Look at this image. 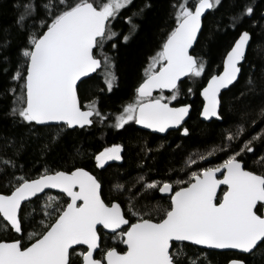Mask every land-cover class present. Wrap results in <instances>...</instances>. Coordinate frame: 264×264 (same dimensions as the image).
Here are the masks:
<instances>
[{
	"label": "snow or ice",
	"instance_id": "snow-or-ice-1",
	"mask_svg": "<svg viewBox=\"0 0 264 264\" xmlns=\"http://www.w3.org/2000/svg\"><path fill=\"white\" fill-rule=\"evenodd\" d=\"M222 3H172L175 26L148 58L133 100L109 122L110 114L101 111L99 99L82 106L79 92L88 83L85 78L98 69L108 93L118 86L119 49L129 46L138 35L153 5L148 0L139 7L135 0H13L15 18L7 36L0 39V72L11 73L12 82L4 93L12 97L7 115L31 134H38L37 126L55 128L50 143L58 141L67 129L88 131L94 125L117 131L139 125L154 133L182 129V135L188 136L189 129L183 125L192 105L172 106V102L184 92L183 78L196 82L205 75L208 61L191 50L198 43L206 11L215 12ZM254 14V0H246L225 28L237 31L245 18ZM118 21L127 25L126 32L116 30ZM260 29L264 32V25ZM13 33L21 37L15 62L10 52ZM251 40L249 31H239L223 58L222 71L210 74L200 89L199 115L204 120L223 119L222 90L231 91L230 86L238 81ZM247 85L248 92L257 91L251 75ZM165 91L170 95H164ZM186 94L195 96L196 92L188 87ZM246 94L241 92L235 99ZM260 116L264 117V108ZM244 132L245 127L238 126L235 133H227V144L199 157L203 161L216 151L232 149L223 163L192 170L187 179L141 175L136 180L139 188L114 184L112 191L125 198L127 211L119 199L105 202L101 179L83 167L68 171L44 167L30 178L14 158L26 141L5 138V148L13 150V157L0 158V176L10 187L8 194L0 193V224L6 229L10 226L18 236L0 241V264H72L74 254L79 255L81 264H202L200 257H193L190 246L234 250L229 264H246L245 256L264 257V214H259L264 209V173L247 170L244 160L247 153L254 152V141L264 143V133L242 141L237 150L234 143ZM123 151L122 144L103 147L93 154L95 167L105 169L110 162L122 161ZM256 162L264 167V156ZM197 163L190 157L186 168ZM222 185L225 187L218 195ZM46 189L58 190L64 198L49 195ZM26 225L33 230L25 237ZM104 230L125 250L102 247ZM77 246L85 247L77 252ZM207 255L203 254L204 260Z\"/></svg>",
	"mask_w": 264,
	"mask_h": 264
},
{
	"label": "trees",
	"instance_id": "trees-1",
	"mask_svg": "<svg viewBox=\"0 0 264 264\" xmlns=\"http://www.w3.org/2000/svg\"><path fill=\"white\" fill-rule=\"evenodd\" d=\"M136 6H142L146 0H135ZM153 7L147 10L145 21L141 31L130 42L129 46H121L119 54L116 56V73L119 77L118 86L113 88L111 93L106 91L103 78L99 75V70L94 76L87 79V85L79 92L81 105L98 98L99 108L102 112L110 114L109 122L114 121V116L118 114L122 107L131 102L135 95V88L142 80L143 68L148 62V58L159 50L167 33L175 26L172 17V3H179L181 0H148ZM246 0H223L222 6L215 12L210 11L203 20L202 32L198 37V43L194 46L193 54L202 56L208 61L205 75L200 80L193 82L188 78L182 83L184 92L172 105L191 104V112L183 127L189 129V135L183 136L179 131H170L166 136L160 137L138 130L134 125H126L128 131L109 127L94 125L88 131L66 130L55 143H50L55 134V128H43L37 126L38 134H31L25 126L14 123L13 119L7 115L12 97L4 94L5 90L11 86L10 75L0 72V158L13 157V150L5 148V138L19 143L21 139L26 141L25 147L14 158L18 164L24 166V171L30 178L43 171L44 167L52 170H71L74 166L83 167L94 175L98 176L103 184L102 198L105 202L119 199L122 206L127 211L124 197H118L112 186L116 183L125 184L127 187L136 188V180L139 176L145 175L148 179L184 178L192 170H199L200 167H212L223 163L231 154L228 151H216L214 155L201 161V155L207 153L222 144H227L225 139L227 133L237 131L238 126L243 125L245 132L239 140L234 143V148L238 150L242 147V141L251 139L253 136L264 133V117L260 116L261 108H264V32L260 25H264V0H254L255 14L251 18H245L243 24L237 31L225 28L229 22V17L238 12ZM13 0H0V39L7 36V30L13 24L15 13ZM192 0H190V6ZM255 21V25L253 24ZM219 26L220 30H217ZM118 31H127V25L118 21L115 25ZM247 30L252 35L249 48L246 53V61L242 68L238 81L231 86V91L222 93L223 95V119L204 123L199 120V112L202 102L199 98V91L204 86L210 74L219 73L222 61L238 37L239 31ZM21 43V37L13 33L12 48L15 62V49ZM111 52V49H106ZM251 75L257 84V91L248 92L247 79ZM192 87L196 92L195 96H188L186 90ZM105 89V91H101ZM241 92L247 94L240 99ZM112 144H122L123 160L117 164H109L105 169H97L93 154L102 150L103 147ZM45 145H50L45 149ZM147 149H150L148 151ZM79 150V154L77 152ZM260 156H264V143L254 141V152L247 153L244 157L246 169L255 171L257 174L264 173L262 167L256 161ZM197 160V165L186 168L189 158ZM239 159V157H238ZM0 167H3L0 164ZM223 191V190H222ZM220 192V194L222 193ZM10 187L6 178L0 176V193L8 194ZM52 196H64L48 193ZM43 203V200L40 201ZM155 203V201H151ZM166 203V202H165ZM31 210V206L25 209L24 214ZM261 214V213H259ZM134 221L135 218L129 217ZM1 219V218H0ZM4 224H6L4 222ZM31 227L26 225L24 233L27 236ZM17 236L12 233L9 226L6 229L0 224V241H11ZM104 243L102 247H117L123 251L122 244L114 242L110 235L102 234ZM30 242V241H26ZM83 248H77V252ZM189 251L193 257H200L202 264H227L234 258L233 253L203 251L194 246H190ZM207 253V259H203V254ZM101 253H96L99 258ZM246 264H264V257L245 256ZM72 264H81L79 255L72 256Z\"/></svg>",
	"mask_w": 264,
	"mask_h": 264
},
{
	"label": "water",
	"instance_id": "water-1",
	"mask_svg": "<svg viewBox=\"0 0 264 264\" xmlns=\"http://www.w3.org/2000/svg\"><path fill=\"white\" fill-rule=\"evenodd\" d=\"M210 11H211V10L206 11L204 17L202 18V21L204 20V18L206 17V15H207ZM194 46H195V45H194ZM193 49H194V48H193ZM229 50H230V49H229ZM191 51H193V50H191ZM225 56H226V54H225ZM225 56H224V57H225ZM222 67H223V65H222ZM222 67H221L220 72L222 71ZM99 70H100V69H98L97 72H98ZM97 72H96V73H97ZM96 73H92V74L90 75V77H87V78H85V79H89V78H91V77L94 76ZM186 79H187V77L183 78L182 83H183ZM206 82H207V80H206ZM206 82H205L204 86L206 85ZM230 87H231V86H230ZM226 91H228V90H222V93H224V92H226ZM199 92H200V91H199ZM156 93H158V92H154L153 95L156 94ZM164 94L168 95V94H170V93H168L167 91H165ZM199 98H200V100H201V102H202V97H201L200 95H199ZM172 106H174V105H172ZM178 106H180V105H178ZM201 107H202V106H201ZM200 110H201V109H200ZM190 112H191V111H190ZM199 113H200V112H199ZM188 118H189V117L186 118L185 123H186V121L188 120ZM199 120H200L201 122H204V123H209V122H211V121H218V122L221 121V120H216L215 118H212L211 120H207V121H206V120H204L200 115H199ZM185 123H184V125H185ZM184 125H183V126H184ZM134 126H135L138 130H141V131H144V132H147V133H150V134H154V135H157V136H160V137H164V136H166L167 133L170 132V131L178 130V129H169L167 133H154V132H152L151 130L141 128L139 125H134ZM39 127H42V126H39ZM68 130H72V129H68ZM181 133H182V131H181ZM183 136H184V135H183ZM218 177H219V174H218ZM221 178H222V177H221ZM224 187H225V186H223V185L221 186L220 190H218V195H219L220 192L224 189ZM45 191H46V193H55V194H59V195H62V196H63L62 193H59L58 190H55V189H46ZM40 195L43 196L44 194H40ZM33 199H35V198H33ZM261 214H264V209L261 210ZM1 219H2V218H1ZM5 223H6V222H5ZM9 228H10V226H9ZM12 233L15 234L16 236H18V234H16L14 231H12ZM103 233L106 234V235H111L110 233H107V230H104ZM174 243H176V242H174ZM84 247H85V246H77V248H84ZM122 247H123V249L125 250V246L122 245ZM194 247H196V248H198V249H200V250H203V251H214V252H227V253H234V250H214V249L200 248V247H198V246H194ZM98 251H99V250H98ZM98 251H97V252H98ZM227 264H229V262H228Z\"/></svg>",
	"mask_w": 264,
	"mask_h": 264
},
{
	"label": "flooded vegetation",
	"instance_id": "flooded-vegetation-1",
	"mask_svg": "<svg viewBox=\"0 0 264 264\" xmlns=\"http://www.w3.org/2000/svg\"><path fill=\"white\" fill-rule=\"evenodd\" d=\"M155 95H158V93H156V94H154V96ZM166 95V94H165ZM168 95H170V94H168ZM180 129H178V130H175V131H179ZM120 161H113V162H110L109 164H117V163H119ZM107 166V165H106ZM105 166V167H106Z\"/></svg>",
	"mask_w": 264,
	"mask_h": 264
},
{
	"label": "rangeland",
	"instance_id": "rangeland-1",
	"mask_svg": "<svg viewBox=\"0 0 264 264\" xmlns=\"http://www.w3.org/2000/svg\"><path fill=\"white\" fill-rule=\"evenodd\" d=\"M99 75H100V76L103 78V76H102V74H101V73H100ZM103 80H104V79H103ZM164 95H165V94H164Z\"/></svg>",
	"mask_w": 264,
	"mask_h": 264
}]
</instances>
